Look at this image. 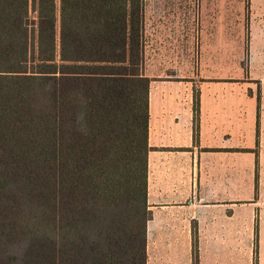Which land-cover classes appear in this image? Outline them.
Returning <instances> with one entry per match:
<instances>
[{
	"label": "trees",
	"instance_id": "trees-1",
	"mask_svg": "<svg viewBox=\"0 0 264 264\" xmlns=\"http://www.w3.org/2000/svg\"><path fill=\"white\" fill-rule=\"evenodd\" d=\"M144 15L0 0V264H147Z\"/></svg>",
	"mask_w": 264,
	"mask_h": 264
},
{
	"label": "crops",
	"instance_id": "crops-1",
	"mask_svg": "<svg viewBox=\"0 0 264 264\" xmlns=\"http://www.w3.org/2000/svg\"><path fill=\"white\" fill-rule=\"evenodd\" d=\"M149 9L145 53L175 55L146 61L145 54L151 80L147 264H193L194 255L197 264H254L255 250L264 264V188L254 170L262 164L264 179V114L258 104L248 117L236 94L205 93L188 56L204 49L205 30L197 25L191 33L185 19Z\"/></svg>",
	"mask_w": 264,
	"mask_h": 264
},
{
	"label": "rangeland",
	"instance_id": "rangeland-1",
	"mask_svg": "<svg viewBox=\"0 0 264 264\" xmlns=\"http://www.w3.org/2000/svg\"><path fill=\"white\" fill-rule=\"evenodd\" d=\"M145 7L150 11L159 7L161 13L174 18L178 15L186 20L191 33L198 30L197 25L205 30L204 49L188 53L191 71L198 69V81H205V93L236 94L248 117L258 104V111L264 114V0H145ZM145 54L146 61L156 55L162 60L175 55ZM194 88L196 92V85ZM262 167L255 163V173L260 172L256 175L258 189L264 188Z\"/></svg>",
	"mask_w": 264,
	"mask_h": 264
}]
</instances>
